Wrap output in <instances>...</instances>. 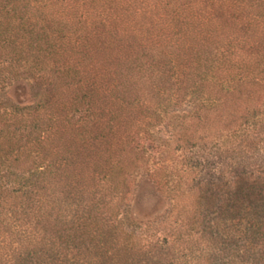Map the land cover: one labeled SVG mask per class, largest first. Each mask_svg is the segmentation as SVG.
<instances>
[{
    "label": "trees",
    "instance_id": "16d2710c",
    "mask_svg": "<svg viewBox=\"0 0 264 264\" xmlns=\"http://www.w3.org/2000/svg\"><path fill=\"white\" fill-rule=\"evenodd\" d=\"M0 264H264V0H0Z\"/></svg>",
    "mask_w": 264,
    "mask_h": 264
},
{
    "label": "rangeland",
    "instance_id": "374dc122",
    "mask_svg": "<svg viewBox=\"0 0 264 264\" xmlns=\"http://www.w3.org/2000/svg\"><path fill=\"white\" fill-rule=\"evenodd\" d=\"M6 94L11 100L17 103L24 104L30 101L29 88L24 81L13 83V85L7 89ZM223 138L224 137L218 139L221 148L225 145ZM134 198L135 210L142 213V215L151 217H155L159 214H166L169 211H167V209L172 208L173 206L172 204L170 207L168 199H165L164 196H160L154 185L148 182L139 185L134 192Z\"/></svg>",
    "mask_w": 264,
    "mask_h": 264
}]
</instances>
